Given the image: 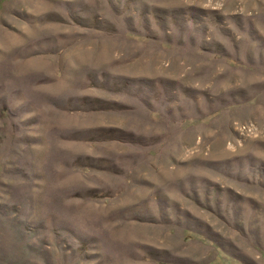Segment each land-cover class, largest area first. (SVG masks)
I'll return each mask as SVG.
<instances>
[{"label":"rangeland","instance_id":"obj_1","mask_svg":"<svg viewBox=\"0 0 264 264\" xmlns=\"http://www.w3.org/2000/svg\"><path fill=\"white\" fill-rule=\"evenodd\" d=\"M0 264H264V0H0Z\"/></svg>","mask_w":264,"mask_h":264}]
</instances>
